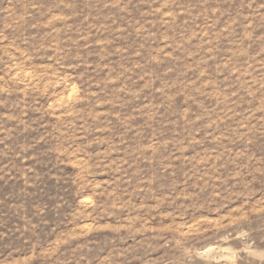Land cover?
I'll return each mask as SVG.
<instances>
[{
	"label": "rangeland",
	"instance_id": "obj_1",
	"mask_svg": "<svg viewBox=\"0 0 264 264\" xmlns=\"http://www.w3.org/2000/svg\"><path fill=\"white\" fill-rule=\"evenodd\" d=\"M0 264H264V0H0Z\"/></svg>",
	"mask_w": 264,
	"mask_h": 264
}]
</instances>
